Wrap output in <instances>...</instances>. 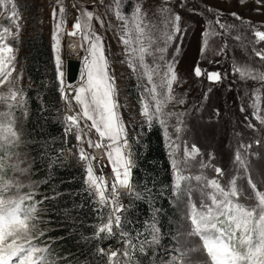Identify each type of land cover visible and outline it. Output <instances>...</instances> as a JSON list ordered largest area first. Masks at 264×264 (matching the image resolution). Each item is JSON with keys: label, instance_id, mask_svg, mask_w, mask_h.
Here are the masks:
<instances>
[{"label": "rangeland", "instance_id": "1", "mask_svg": "<svg viewBox=\"0 0 264 264\" xmlns=\"http://www.w3.org/2000/svg\"><path fill=\"white\" fill-rule=\"evenodd\" d=\"M14 2L20 17L19 38L32 30L35 33H45L51 47L55 68L53 9L57 10L55 22L62 24V30L59 35L61 40V71L63 72V82L65 83V58L71 56L69 51L66 54L64 49L65 29L63 21L67 0H59V3L52 7H49L44 0H14ZM24 2L28 3L29 10H20L21 6H25ZM72 2L79 12L78 16H82L84 10L93 12L92 29L103 38L104 52L109 62L110 74L115 77L116 100L119 104V113L125 125L126 133L128 135L132 134L136 138L137 133L141 132L142 126H149L152 122L160 124L159 120L161 118L165 119L168 136L180 145L179 156H183L185 142L189 148L194 144L200 150L201 154L191 161L190 166L184 172L185 175H202L210 180L218 178L214 167H220L224 171V176L218 178L220 183L227 187L228 181L233 176H237V184L243 192L239 202L246 206L254 205L256 203L255 199H249V197L253 196V193L248 184V177L250 176L256 184L257 190L264 192V123H261V119H264V81L241 79L238 73H233V65L247 66L256 72L264 73V61L256 56L253 51L254 47L258 51L264 49V42L260 44L250 43V41L255 39L254 30L264 31V0H243V2L241 0H72ZM61 6L65 9L63 16L59 13ZM137 6L146 14L145 23L150 25L156 39L152 49L166 48L163 53V60L159 58L161 53L155 52V58L146 56V62L152 66L159 64L161 66L160 71L163 73L166 70V62L175 61L177 80L172 86V95L175 99L168 102L163 111L165 114H184L182 117L183 125L181 126L183 131L180 133L179 140H176L177 133L175 131L177 115L153 117L151 122H149L148 118L143 114V105L145 103L149 105L150 112L155 111V102L146 90L151 85L148 84L146 77L142 76L143 68L130 51L131 47H138L135 43L136 33L133 32L132 34L133 44L126 46L122 42V37L127 29L124 26V20L118 19L116 15L118 10L121 16L131 21ZM162 9H168V12L163 13ZM232 13H235L236 16H233ZM176 14L180 16L179 33H174L170 23ZM7 15V11L0 9V24L11 26L6 19ZM165 16H167L169 21L167 23ZM237 16L240 19H237ZM96 17L103 21V26H101ZM217 19L226 26L227 30L219 27L216 23ZM206 29L218 34H212L208 37L207 48L202 55V33ZM13 31H15L14 26ZM164 32L173 34V39L167 44L164 40ZM237 36L241 37V39H235ZM12 40L9 38L7 41L16 50L15 71L12 72L11 81L14 87L21 90V87L26 84V78L22 71L23 51L17 44L12 43ZM84 47L86 48L87 44ZM221 48L224 49L222 52ZM177 49H179V54H177ZM83 53L81 52L80 55L82 56ZM80 55L75 54L73 56L81 57ZM198 64L202 71L200 77H197L194 73V69ZM211 72H219L221 80L219 82L209 81L208 74ZM154 81L159 83V77L154 76ZM249 86L252 88H249ZM8 88L9 85L7 83L0 86V93H7ZM74 95L73 91L68 101L71 103L72 110L78 113L81 109L73 99ZM255 96H259V112L257 115L260 119H257V116L253 114L255 109L252 104L255 102ZM181 100L184 102L180 103L179 101ZM241 107H243L244 111H241ZM217 109L219 110V115L216 113ZM7 111L8 108L4 104H0V112ZM11 111L13 114V109ZM64 115L66 116V114ZM87 123L90 125L91 122L88 121ZM84 124L85 121L82 120L81 128H84ZM133 126L137 127L134 133L132 132ZM14 127L19 134V140L13 144H5L4 146L7 148L15 149L20 145L21 135L16 119ZM161 127L169 152L165 126L161 125ZM84 132L87 135L80 142L82 148L91 149L88 147L87 136H91L93 142L98 141L99 137L95 130L89 131L84 128ZM241 145H251V147L245 151V149L240 147ZM103 149L106 153V149L104 147ZM237 149L247 157V173L234 161ZM122 151L126 155L125 148ZM87 153L90 154L89 150ZM65 154L69 155L68 150L65 151ZM0 160L4 163L0 176L4 180L14 182L13 187L6 195L29 194L31 196L30 200L25 201V205H34L35 207V218L32 223L36 225L33 232L36 238L33 240V244L47 249L46 264H73L64 259V256L54 248L53 238L46 235L49 228L43 219L39 199L31 186L23 154L10 152L0 158ZM82 163L85 165L84 162ZM202 163L210 166L202 168ZM101 167L102 169L109 168L113 170V165L107 155L102 166L100 165ZM120 171L123 173L122 168ZM172 173L174 177L173 169ZM121 179H123V175H121ZM17 183L21 186L19 193H17L15 186ZM130 187L133 189L131 184ZM200 187L195 180H192L190 184L182 183L179 194L174 190L179 197L178 205L181 213H183L184 220L178 236L179 246H173L170 250H167L164 256L166 264H185V262L187 264H205L208 260L203 252L200 238L190 235L191 223L188 218L190 205L195 204L199 208L204 200ZM189 191L191 192L190 197ZM133 192L134 190L130 197ZM125 207L126 203L121 213ZM40 233L43 234L40 235ZM112 251H116L119 254L122 253V248L116 247ZM119 258L121 262L124 259L122 255Z\"/></svg>", "mask_w": 264, "mask_h": 264}, {"label": "snow or ice", "instance_id": "2", "mask_svg": "<svg viewBox=\"0 0 264 264\" xmlns=\"http://www.w3.org/2000/svg\"><path fill=\"white\" fill-rule=\"evenodd\" d=\"M0 9L8 12L6 19L11 25L0 24V86L5 83L9 85L7 93H0V104H4L8 108L7 112H0V147H2L5 144H13L19 140V134L14 127L15 118L11 110L14 107L23 106L25 99L22 91L12 85L11 76L12 72L15 71L16 50L7 42L9 38L16 41L19 39L20 17L17 6L14 0H0ZM64 11L65 9L61 6L59 8L61 16H63ZM161 11L167 13L168 9H162ZM116 15L118 19L124 20V26L127 29L122 37V42L126 46L133 44L132 34L133 32L136 33L135 43L138 47H131L130 51L143 68L142 76L146 77L148 84L151 85L146 90L155 102V111L150 112L149 105L145 103L143 114L149 122L153 117L177 115L175 131L177 133L176 140H179L180 133L183 131L181 126L183 125L182 117L184 114H165L163 111L167 103L175 99L172 95V86L177 80L175 61L166 62V70L163 73L160 71L161 66L159 64L152 66L146 62V56L155 58V52L161 53L159 58L163 60V53L166 48L152 49L156 39L150 25L145 23L146 14L142 12L139 6L136 7L131 21L121 16L118 10ZM232 15L236 16L235 13H232ZM56 17L57 10L53 9V50L55 52L58 80L60 81L59 91L61 98L68 103L69 110H71V103L68 101L69 94L65 91L63 72L61 71L62 58L59 33L62 30V24L55 22ZM236 18L240 19L238 16ZM96 19L103 26V21L99 17H96ZM92 20L93 12L84 10L82 16L77 17V21L73 25V31L67 33L72 37H81L83 43L80 47L86 51V55L83 58L82 83L73 89L75 93L73 99L80 106L81 111L64 117L65 132L67 134L73 128L76 129V140L82 142L87 135L84 128L89 131L95 130L99 139L93 142L91 136H87L88 147H104L106 149L105 154L113 165L116 183L121 187L130 189L131 160L122 151L127 147V137L125 125L119 113V104L116 100L115 77L110 74L109 62L104 52L103 38L92 29ZM165 20L166 23L169 22L167 16H165ZM179 21L180 16L178 14L170 21L174 33L180 32ZM216 23L221 29L227 30L219 19L216 20ZM13 26L15 31H13ZM212 34L218 33H212L209 29L202 33V55L207 48L208 37ZM253 35L255 39L250 43L260 44L264 42V31L256 29ZM163 36L166 44L173 39V34L168 32H164ZM235 39L240 40L241 37L237 36ZM85 44H87L86 48L84 47ZM223 50L221 48V52ZM253 51L256 56L264 61V49L258 51L254 47ZM177 54H179V49H177ZM194 73L197 77L201 76L202 71L199 64L194 69ZM233 73H238L241 79L264 81V73L256 72L247 66L234 64ZM154 76L159 77V83L154 81ZM208 79L211 82H219L221 74L211 72L208 74ZM258 101L259 96H255L252 107L255 109L253 114L257 116V119H260L257 115L259 112ZM179 102L183 103L184 101ZM241 111H244L243 107H241ZM216 113L219 115L218 109ZM82 120L85 121L84 128H81ZM88 121L91 122L90 125L87 123ZM159 122L165 126V136L170 149L171 167L174 171V190L179 194L182 183L190 184L192 180H195L201 186L200 191L204 200L199 208L195 204L190 205L188 218L191 223L190 235L200 238L203 252L208 258L205 264H264V192L257 190L256 184L249 176L248 184L253 193V196L249 199L254 198L256 203L246 206L239 202L243 192L237 184L238 177L233 176L228 181L227 187H225L218 179L224 176V171L220 167H214L218 178L210 180L202 175H185L184 172L190 166L191 161L201 154L200 150L194 144L189 148L185 142L183 156H179L180 145L168 136L166 120L161 118ZM261 123H264V119H261ZM249 126L251 127V125ZM240 147L246 151L251 145H241ZM78 155L79 160L85 164V190L89 195L95 193L98 197V203L106 205L108 202L104 194L107 186L106 182L103 176L98 177L94 174L92 166L96 158L90 156L82 147L79 149ZM234 161L245 173L248 172L247 157L239 149L234 155ZM208 166L210 165L201 164L202 168ZM3 168L4 163L0 160V172ZM121 168L123 173L120 171ZM121 175H123V179H121ZM116 183L113 184V198H118ZM13 184V181L4 180L0 176V264H46L47 249L33 244V240L36 238L33 235L36 225L32 223L35 218V207L34 205H25V201L30 200L31 196L29 194L7 196L6 193L13 187ZM15 186L17 193H19L21 186L18 183ZM190 196L191 192L189 191ZM122 207V205L113 207L112 211L119 213L122 211ZM113 224L117 228L121 227L120 215H109L106 223H103L97 229L96 237L100 238L101 234L111 236ZM42 234L40 233V235ZM121 235L126 234L122 232ZM125 245V250L119 254L116 251H112L110 254L106 253L102 248L98 252L107 256L108 264H122L119 258L120 255L125 258L124 264H132V256L135 254L136 245L131 240H126Z\"/></svg>", "mask_w": 264, "mask_h": 264}, {"label": "trees", "instance_id": "3", "mask_svg": "<svg viewBox=\"0 0 264 264\" xmlns=\"http://www.w3.org/2000/svg\"><path fill=\"white\" fill-rule=\"evenodd\" d=\"M23 4L20 10L29 8L28 3ZM12 43L23 51L26 84L21 91L25 103L13 108L20 145L15 149L3 145L0 158L10 152H20L25 157L31 186L49 228L46 235L53 238L54 248L73 264H108L107 256L98 250L119 247L123 252L125 241L131 240L136 245L132 264H166L167 250L179 246L184 217L174 192L161 125L152 122L142 126L136 138L129 135L135 151L129 176L134 192L121 215V227L117 229L119 244L113 234L97 238V226L106 223L109 216L105 210L97 209L93 196L85 190L86 171L79 160L82 145L76 140V129L65 132L60 81L50 44L45 33L33 30ZM136 129L133 126L132 132ZM122 232L126 235L122 236ZM124 261L125 258L122 264Z\"/></svg>", "mask_w": 264, "mask_h": 264}, {"label": "built area", "instance_id": "4", "mask_svg": "<svg viewBox=\"0 0 264 264\" xmlns=\"http://www.w3.org/2000/svg\"><path fill=\"white\" fill-rule=\"evenodd\" d=\"M44 2L49 6L52 7L56 4H58V0H44ZM78 10L74 7V4L72 2V0H67L66 2V11H65V17H64V21H63V25H64V49L66 51H68V47L72 48L73 45H78L79 49H78V53L80 55L81 52H84L80 45H81V37L80 36H76V37H72L67 35L68 32L73 31V25L76 23L77 21V17H78ZM75 50V49H74ZM79 57V56H78ZM67 59V58H65ZM126 137H127V147L125 148V152H126V156L127 158H129L131 160V167L134 165L135 162V151L132 145V142L129 138V135L126 133ZM86 152H90V156H93L96 158V160L93 162V169H94V174L96 176H103L104 177V181L106 182V189L104 190V194L105 197L107 198V204L106 205H101L100 203H98V197L95 195V193L92 195L94 200L96 201V206L97 209L99 211H103L105 210L107 212V215H120L121 218V211L119 213H114L112 211L113 207H118V206H124L125 203H127V201L129 200L130 194L132 193L133 189L132 187L129 188H125V187H121L118 183H116V176L115 173L113 172L112 169H102V167L100 168V165L102 166V164L104 163V161L106 160V155H105V151L103 149V147L101 148H91V149H86V147L84 148ZM66 157H68L67 154H65ZM86 176L84 177V181H85ZM116 183V191L118 193V198H113V184ZM123 208V207H122ZM102 224H99L97 226V229L101 226ZM112 234L115 235V243L119 244V235L117 233V227L115 226V224H113V229H112ZM114 249L112 247H108L105 249V251H107V253L111 252V250Z\"/></svg>", "mask_w": 264, "mask_h": 264}, {"label": "water", "instance_id": "5", "mask_svg": "<svg viewBox=\"0 0 264 264\" xmlns=\"http://www.w3.org/2000/svg\"><path fill=\"white\" fill-rule=\"evenodd\" d=\"M86 55L85 51L82 55V61L80 62L79 58H68L65 62V83L64 86L66 85V83L68 84L66 89H74L75 87H77L81 82H82V76L84 73V64H83V58ZM62 100V105L64 107V113L66 115H70V114H74L75 112L72 111H67L66 110V105L67 102H64V100L61 98ZM68 106V105H67ZM82 124V121H81Z\"/></svg>", "mask_w": 264, "mask_h": 264}, {"label": "bare ground", "instance_id": "6", "mask_svg": "<svg viewBox=\"0 0 264 264\" xmlns=\"http://www.w3.org/2000/svg\"><path fill=\"white\" fill-rule=\"evenodd\" d=\"M74 49H75V50H74ZM78 49H79V46H78V45H73L72 48L68 47V51H69V53L71 54V56H70L69 58H79V60H80V62H81V61H82V56H81V55H80L81 57H77V56L74 57V56H73V55H75V54L78 53ZM85 53H86V51H85ZM67 59H68V58H67ZM67 59H65V62H66ZM80 84H81V83H80ZM67 85H68V84L66 83V85H65V91L69 94V95H68V99H69V97H70L71 94L73 93V89H69V90H67V89H66ZM78 86H79V85H78ZM78 86H77V87H78ZM75 88H76V87H75ZM75 88H74V89H75ZM64 102H65V101H64ZM67 105H68V103H67ZM67 105H66V110L72 112V111H73L72 108H71V110H69V105H68V106H67ZM75 113H76V112H75Z\"/></svg>", "mask_w": 264, "mask_h": 264}]
</instances>
